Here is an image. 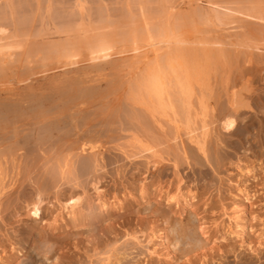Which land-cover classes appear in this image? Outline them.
Masks as SVG:
<instances>
[{"label": "bare ground", "instance_id": "6f19581e", "mask_svg": "<svg viewBox=\"0 0 264 264\" xmlns=\"http://www.w3.org/2000/svg\"><path fill=\"white\" fill-rule=\"evenodd\" d=\"M244 1L124 0L116 12L100 2L90 12L87 0H73L68 7L53 0H0V70L11 71L0 84V264H228L230 254L235 264H255L264 257V218L256 221L262 215L255 213L248 183L237 186L229 212L218 195L228 226L211 231L200 215L211 203L202 194L209 188L183 190L176 169L189 157L194 164L204 158L214 166L213 124L219 121L215 125L227 133L235 125L240 105L220 108L207 119L208 104L199 99V109L193 110L189 98L192 79L202 80L219 57L229 61L234 49L244 47L251 61L252 54L260 55L254 50L264 51V45L243 44L246 23L264 26L258 7ZM180 4L186 8L175 12ZM183 17L211 26L222 38L196 42L175 35L176 20ZM123 67L136 69L125 89L133 95L130 101L142 98L143 108L127 96H111L116 85L104 71ZM152 110L165 119L155 118ZM228 120L233 127H225ZM121 131L130 132L126 142L118 141ZM110 149L121 158H144L139 163L147 169L172 161L175 185L164 188L159 174L151 181L135 179L141 170L136 162L139 171L130 174L136 186L130 182L121 191L114 181L113 190L103 191L106 163L119 160L117 153L104 157ZM136 163L130 170L138 169ZM123 168H114L111 178ZM254 169V163H246L241 175L252 180ZM26 186L31 194H24ZM76 196L79 201L69 204ZM37 201L40 214L32 217L30 206ZM142 233L147 242L159 238L157 246L158 240L143 246Z\"/></svg>", "mask_w": 264, "mask_h": 264}, {"label": "rangeland", "instance_id": "374dc122", "mask_svg": "<svg viewBox=\"0 0 264 264\" xmlns=\"http://www.w3.org/2000/svg\"><path fill=\"white\" fill-rule=\"evenodd\" d=\"M53 1L54 2L56 1L55 3H58L59 5L57 4V6H59V7H62L63 4H64L63 5L64 7H68L66 5H68L73 0H65V1L64 0H53ZM123 1L124 0H116V2H114V0H99V1L98 0H89V1L87 0V5H88V9L90 10V12H92V9L94 11V8L98 2H100L101 5L109 4V5H107V8L109 7L108 9H110V11L116 12L118 9L121 8V5H122V8H123V6H125V2H123ZM177 1H179V0H177ZM180 1L182 2L184 0H180ZM244 2H245V3H243L244 6H248V5H251V3H254V5H256L258 7L260 12L264 16V0H254L253 2L249 1L250 3L248 2V0H247V2L245 0ZM151 6H154V5L152 4ZM179 7H185V6H184V4H180V6H177V8L174 11L177 12ZM91 15L93 16L92 18L95 17V13H93ZM112 15L114 18L116 17V16H114V13ZM176 22L178 23L177 25L180 29L178 28V30L175 32V35L178 34L181 37L182 36L185 37L186 39L189 38V40L191 39V41H193V39H194V41L197 42V41H199V39H201V40L203 39L202 41H204L206 39L207 40H215V39H219V38L221 39L222 38V35L219 34L218 32L216 35V31H214L211 26H209L210 29L208 31V28H209L208 26H205L202 24H196V23L193 24V23H191V21H188L184 17L181 19L178 18L176 20ZM192 32H193V35H192ZM52 34L53 33H51V35H49V36H52ZM54 34H53V36H54ZM195 34H197V35H195ZM243 34H242L243 36H241L242 37L241 39L244 42L241 41V39H239L241 42H243V44L248 42L249 44L248 43L247 44L251 45V46L252 45L253 46H256V45L257 46H263L264 45V40H262V39H264V26H261L259 24V21L252 20L251 23H246L244 28H243ZM245 40H247V41H245ZM196 42L192 45L197 47V45L199 43L197 44ZM200 46H201V44H199V48H200ZM242 49L244 50V47L236 48V51L234 49L232 52V57H231L232 59L229 61L223 57H219V59H216L217 61L214 60V61L218 62V63H215V62H213V59L211 58L212 59L211 63H215V64H210V66L208 65L207 70H208V68H209V70H208L207 74L204 75L202 80L192 79L193 81H191V85H192L191 87H194V89L192 88V96H190V98H189L190 99L189 101L191 103V108L193 110L199 109L198 100L200 99L203 102L205 101L204 103L205 104L207 103L208 107L210 109V110H208V113H207V117H206L207 119H209L208 116L210 115V113H211V115L209 117H211L212 114H214L213 116L215 118V115L217 114V110H220V108L222 111H225L224 110L225 107L228 110V109H232L234 106L240 105V107L237 108L238 113L234 116V117L237 116V118H235V125H234L233 129H231L230 132H228V133L224 132V130L222 128H221L222 129L221 130L220 126H217L219 124V121H218V124H217V122L216 123L213 122L214 123L213 126H214V128H216L217 131L214 129L216 132H214V130H213L214 133H212V134H216V133L217 134L213 135V137H212V141H213L212 145H215L214 149L216 150L215 151L216 153H214V156L217 157L216 160H218L219 163L215 162V165L213 166L208 161L206 162V160L203 158L202 159L203 164H194V161L192 159L190 160V157H189L186 159L183 158L184 160L182 159L181 164L177 165L178 168H176L178 171L177 175L179 174L180 179H181L179 184H181V187L183 188V190H185L188 187L191 189V191L193 190L194 193H198L199 191L201 192L204 189H206V187L209 188L207 191L204 190L203 191L204 193H202V194H203V200L205 199L207 203L211 201V203L209 205L208 204L203 205L205 210L207 208L208 211H204V212L201 211L200 215H202V213H203V215H202V216H204L203 219L206 221V223L209 221L207 224H210V228H211L210 230L211 231L212 230L214 231L217 228L221 229V227H223L222 226L223 224H224V226H225V224H226V226H228V218L226 217V214H223L221 202L223 205L225 204L226 208L223 207L225 209L224 211L229 212V206L231 204L230 202H231V199H233L232 197H235V193L237 192L236 188L238 185H244V184L248 183V187L251 188V189L249 188V190H251V192L254 193V195H253L254 197H252V199H254V201H256L255 204L253 205V208L255 209V213H257L259 217L262 215L260 217V220L258 219L256 221L259 223L264 218V212H263L264 211V176H263L264 175V170H263L264 169V51L254 50V53H260L261 56L257 55V54H252L253 57L252 56L251 57L253 59H251V61H250V59L248 60V58H246V56L244 55L245 50L243 51ZM254 55H256V57ZM116 56H118V55H116ZM247 62H249V63H247ZM18 63H19V61L15 62V64H18ZM211 65H213V66H211ZM5 69L6 70H4V71L0 70L1 71V73H0V84L5 82L7 77L10 75L9 73H7L8 71H10V69H8V67H5ZM133 69H134V71L136 70L134 67H123L122 69H119V70L117 69L118 70L117 72H116V70L111 69V71H113L114 73L107 71V70L104 71L105 73H107L109 75V76L106 75L107 77L106 76L105 77L106 78H112L113 79L112 82H115L114 86L116 85V88H115L116 90L114 89V92L111 94L112 97L118 96L119 94L122 96H127L128 91H126V89L129 87V84L127 85V83L131 79L129 77H131V75L133 73ZM125 72H126V74H125ZM6 73L8 75H6ZM120 73H122V74H120ZM249 74H252V75H249ZM124 75L127 77H125ZM116 77H117V79H116ZM244 78L246 80H244ZM201 82L202 83L204 82V83L202 84ZM234 85H236V86H234ZM103 86H104V83H102V87ZM195 87L197 90L195 89ZM206 87L208 89L211 88V89H209V93H208V89ZM234 89H236V90H234ZM125 91H126V93H125ZM197 91H199V92L197 93ZM114 93H115V95H113ZM234 94H236V95H234ZM207 95H208V99H207ZM131 96H133V95H131ZM131 96L129 94L130 99H131ZM129 97L127 96L128 99L126 98V100L127 101L129 100V102L135 104L134 106H136V107L138 106L137 109H140V107L141 108L144 107V106H142L143 104L140 105V102H139V99L140 100L142 99L141 97H139V99H138L137 95H136V98L138 100V101L135 100L136 102L130 101ZM134 97L132 99H134ZM211 98L212 99L214 98V99L212 100ZM234 98L238 102H235ZM229 99H231V100H229ZM192 103H194L195 106ZM214 103H215L216 107H213ZM229 103H231V104H229ZM243 104H248L249 106L243 105ZM194 107H196V108L194 109ZM255 107L257 108V110H255L256 109ZM214 109H215V112L212 113L214 111ZM152 111L154 113V117L156 116L155 118H158L160 121H162L161 118L163 120L165 119V117H163L162 115L160 116V114L157 113V111H154V110H152ZM153 123H154L153 125L156 126V127L154 126V129L155 128L159 129L158 124L156 122H153ZM215 124H217V125H215ZM166 125L167 124H165L164 127L167 131L169 128H168V125L167 126ZM156 129L154 131H156ZM243 133H245V134H243ZM128 134H130V132H127V131L122 132L121 131L120 135H123V136L120 139H118V141L119 142H126L125 139L127 140ZM183 139H185V138H183ZM185 145H187V144H185ZM188 146H191L192 150L194 149L193 144H191L190 142H188V145L186 147H188ZM188 148H190V147H188ZM112 150L113 149H110V151H104V157L107 158V157H110L113 155L115 156L117 153L118 154L117 158H119V160L116 162H111V164L106 163L105 167L107 169H105V167H104V170H103L104 176L102 178L103 180L101 179V181H102L101 188L103 191L108 192V191L113 190L112 188H114L116 183H119L117 185H119L118 189H120L121 191H123V186H127V188H128L130 186V182L131 183L134 182V184L136 186L137 183H139L137 180H139L141 178V176H145L146 181H151V179L153 180L154 178H157V176L161 175V176H159V179H161L160 181H162V183H160V184L162 186H164V188H166V186L169 188H172L175 185L174 183H176L177 178H175L176 180L173 181V178L176 176H172L173 172H175L174 167L172 166L173 165L172 161L163 160L159 164H157V166L154 165V167L152 166V167H150V169H147V168L143 167V166H145V164L144 165L140 164L144 160V158H133L132 160H134V161H132L131 159L129 160L125 157L124 158L122 157L123 158L122 159L121 158L122 155L120 152H118L116 150H114V151H112ZM193 151L195 152L196 150L194 149ZM196 153L199 154V152H197V151H196ZM199 156H201V154ZM201 158L202 157H200V159ZM129 161H130V163L131 162H135V163L137 162L138 166L141 168V170L139 171V167L136 166L137 163L135 164V166L138 169L134 168V170H130V169H132L131 167L133 165L130 166ZM118 163H120V164L117 166L116 164H118ZM170 163H172V164H170ZM216 163L218 165H216ZM220 163H221V165H220ZM246 163H252V164L254 163V168H255L254 170L257 173H255L256 176L252 180H251V178H248V179L246 178V180H245L244 175H241L240 170L244 166V164H246ZM121 165H124V168ZM125 166H127V167H125ZM165 166L167 168H165ZM218 166H220V167H218ZM117 167H118V169L123 168V171L122 170H121V172H120V170L118 171L121 174H119L120 176L115 175L114 178L117 176L116 180H115V179L111 178V177H113V176H111V174L112 173L115 174L114 171H116L115 169ZM216 167H217V170H215ZM135 169L137 171H135ZM159 170H160V172H158ZM131 171H134V173L139 171L138 172L139 174L137 175L138 177L135 176L136 177L135 178L132 175V177H134L135 179H137V178H139V179L135 180L134 178L133 179L130 178L131 177L130 176ZM142 171H144V172L142 173ZM110 172H111V174H110ZM119 180H121V181H119ZM114 181L116 183H114ZM163 181L166 183L164 184ZM169 181H170V183H169ZM250 181H251V184L249 185ZM171 182H174V183H171ZM112 183H114V184H112ZM171 185H173V186L171 187ZM221 187H222V189H221ZM90 188H91V185L88 184L86 186V189L88 190V192H91L92 189L90 190ZM31 192L32 191H31L30 187L26 186L24 194L28 195V194H31ZM218 195H221L224 199L222 197H218ZM19 196H22V193H20ZM207 197H208V199H206ZM219 198H222L223 201L220 202ZM198 204H200V201L198 202ZM203 206H202V209H203ZM255 207H257V208H255ZM8 217L9 216H7V218ZM12 219H15V218H11V219H9V221L10 220L13 221ZM215 223H216V225H215ZM219 223H221V225ZM218 226H220V227H218ZM226 226H225V228H226ZM256 227L260 228L262 226L257 225ZM117 228L120 231H122V229L120 227L117 226ZM8 231H10V230H8ZM143 235L144 236L141 235L142 237L140 236V238L143 240L142 241L143 246L147 245L148 243L151 246L153 244L152 243L153 241L155 242L158 240L157 242L154 243L155 244L154 246H157V243L159 242V238L152 237L153 238V239L151 238L152 241L150 240L151 242H147V238L145 239L146 235L145 234H143ZM1 238H3V236L1 237V235H0V239ZM144 239L146 240V242ZM154 239H156V240H154ZM143 246H142V248L144 249ZM5 247H6V250L9 248L8 243H5ZM0 249H1V247H0ZM137 257L135 256V258L133 257L132 259L134 260ZM22 258L23 259L19 258V260L23 261V262L27 261L26 259H24L25 258L24 256H22ZM141 258H143V257L140 255V257H138V259H141ZM262 259H264V257H262L260 260H262ZM228 260H229L228 264H235L236 263L235 260H237V259L235 257H233V254H230V255H228ZM260 260L256 261L255 264H260V262H259ZM215 264H217V263L215 262Z\"/></svg>", "mask_w": 264, "mask_h": 264}, {"label": "snow or ice", "instance_id": "6c2138e0", "mask_svg": "<svg viewBox=\"0 0 264 264\" xmlns=\"http://www.w3.org/2000/svg\"><path fill=\"white\" fill-rule=\"evenodd\" d=\"M225 127L226 128L233 127V121H231V120L226 121ZM172 199H174V197L173 196H169V200L171 201ZM78 201H79V197L76 196L73 200H70L68 203L74 205ZM39 209H40V205H39V202L38 201L36 203L32 204L30 206V214H31V216L32 217H37L40 214V210Z\"/></svg>", "mask_w": 264, "mask_h": 264}]
</instances>
